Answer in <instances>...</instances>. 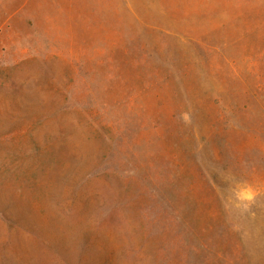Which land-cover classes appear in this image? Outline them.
Masks as SVG:
<instances>
[{
  "label": "rangeland",
  "instance_id": "1",
  "mask_svg": "<svg viewBox=\"0 0 264 264\" xmlns=\"http://www.w3.org/2000/svg\"><path fill=\"white\" fill-rule=\"evenodd\" d=\"M263 2L0 0V264H264Z\"/></svg>",
  "mask_w": 264,
  "mask_h": 264
},
{
  "label": "trees",
  "instance_id": "2",
  "mask_svg": "<svg viewBox=\"0 0 264 264\" xmlns=\"http://www.w3.org/2000/svg\"><path fill=\"white\" fill-rule=\"evenodd\" d=\"M263 6H264V2H263ZM264 12V9L262 10ZM255 16L253 15V18L255 20H257V24H255V26H264V13L261 14V12L259 11H256L255 12ZM251 14L250 12H248V17H250ZM256 35H257V39H258V42H259V39L261 42H263L264 44V37L262 38L261 36L259 37L258 35V32H256ZM260 55L258 57V60H257V64L259 66L258 70H257V67L254 68L252 71H258L257 73L255 72V77L256 79L254 80V84H253V93H252V96H253V100H254V103L255 105L257 106L258 110L263 113L264 115V102H263V99H262V95H264V46L263 48L258 52ZM231 70H232V74L233 76H237L240 80H243L244 81V77H243V74L242 72L239 70V68H237V66H232L231 67ZM143 91H145V87L143 86L142 88ZM219 99L214 101L215 102V112H216V118L215 120L216 121H220L222 118L223 120H226L225 118V113H226V110H228L230 114H233L235 112V107H233V105L229 106V105H222L221 106V99L220 97H218ZM249 103V102H248ZM206 105V104H205ZM214 105V104H213ZM245 105L241 104L240 105V108L243 109ZM224 112V113H223ZM204 111H202V114L204 115ZM185 115H188V114H183V116ZM199 175H203L202 171H199ZM196 238H200V235L198 234V236ZM209 242L206 240V241H203L202 243V247L206 250H208L209 247ZM196 253L199 254V252L196 250ZM222 256L225 257L226 255L222 253ZM237 259H240V257L236 258ZM204 260V259H203ZM239 261V260H238ZM237 261V262H238ZM205 263H208V261L204 260ZM237 262H229V264H237Z\"/></svg>",
  "mask_w": 264,
  "mask_h": 264
}]
</instances>
